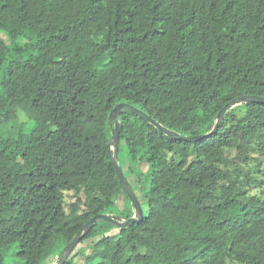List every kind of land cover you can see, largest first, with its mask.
Wrapping results in <instances>:
<instances>
[{
    "label": "trees",
    "instance_id": "obj_1",
    "mask_svg": "<svg viewBox=\"0 0 264 264\" xmlns=\"http://www.w3.org/2000/svg\"><path fill=\"white\" fill-rule=\"evenodd\" d=\"M245 95L264 97V0H0V264H55L95 215H135L117 104L197 136ZM119 116L144 218L96 222L63 264H264V102L197 141Z\"/></svg>",
    "mask_w": 264,
    "mask_h": 264
},
{
    "label": "water",
    "instance_id": "obj_2",
    "mask_svg": "<svg viewBox=\"0 0 264 264\" xmlns=\"http://www.w3.org/2000/svg\"><path fill=\"white\" fill-rule=\"evenodd\" d=\"M247 101H253V102H264V97L262 96H257V95H245V96H240L237 98H234L227 104H225L219 111L216 123L214 125L213 130L209 134H201L197 136H186L180 133L173 132L169 130L168 128L164 127L162 124L158 123L154 118H152L149 114L144 112L143 110L135 107L132 104L126 103V102H121L115 106V108L112 110L110 114V120L115 122V130L114 133L110 139L109 142V147H110V154L113 159L114 165L116 167V171L120 177V180L125 187L128 195L131 197L132 202L135 207V215L129 218H122L119 219L117 216H114L112 214L108 213H102V214H97L94 217H92L87 223L83 225V227L79 230V232L75 235V237L65 246L63 249V253L59 259V261L55 264H63L70 253L75 249L79 241L86 235L88 232L91 230V228L95 225L96 222L99 221H108L115 223L116 225L120 227H127L131 226L134 223H139L143 218H144V211L143 208L140 204V201L130 183V181L127 179L121 165L119 164L117 154H118V149H119V140H120V130L122 127V123L120 120V112L122 110H127L130 112H133L135 114H138L145 120L152 122L153 124L157 125L159 128H161L164 132L167 134L173 136L174 138L177 139H183V140H188V141H197L199 139H202L206 135H211L214 132H216L219 123L225 116L226 112L234 105H237L242 102H247Z\"/></svg>",
    "mask_w": 264,
    "mask_h": 264
},
{
    "label": "rangeland",
    "instance_id": "obj_3",
    "mask_svg": "<svg viewBox=\"0 0 264 264\" xmlns=\"http://www.w3.org/2000/svg\"><path fill=\"white\" fill-rule=\"evenodd\" d=\"M257 141V140H256ZM253 151L254 152H258V150H257V147H254L253 148ZM82 196V198H83V204H82V208H81V210H83V209H85L89 204H91L92 203V200L90 199V198H88V197H86L84 194H82L81 195ZM77 198H76V196L74 195V193L73 192H67L66 193V207H67V209L69 210V208H70V204L72 203V202H74L75 200H76ZM108 214H112V215H114V216H119L118 214V212H116V213H108ZM78 258H82V256H79ZM18 256L16 255V248L15 247H12L8 252H7V254H6V256H5V264H17V262H18Z\"/></svg>",
    "mask_w": 264,
    "mask_h": 264
}]
</instances>
